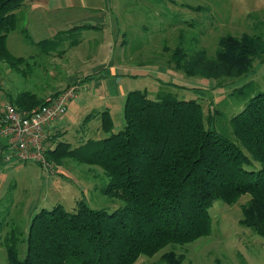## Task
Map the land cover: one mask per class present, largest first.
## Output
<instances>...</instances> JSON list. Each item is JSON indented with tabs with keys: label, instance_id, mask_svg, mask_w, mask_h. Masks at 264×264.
I'll return each mask as SVG.
<instances>
[{
	"label": "trees",
	"instance_id": "trees-1",
	"mask_svg": "<svg viewBox=\"0 0 264 264\" xmlns=\"http://www.w3.org/2000/svg\"><path fill=\"white\" fill-rule=\"evenodd\" d=\"M24 1L0 0V62L20 75L31 67L30 57L12 54L7 36L17 28L16 15ZM94 28L77 25L30 42L43 53L50 54L46 51L50 49L62 56L66 49L61 47L71 35L77 33V39L68 43L74 47L81 42L83 29ZM19 32L24 35L27 30L22 26ZM256 60H264L260 36L227 34L219 37L212 58L202 49L189 55L178 46L169 61L189 76L221 83L224 78L248 75ZM50 98L28 90L7 93L8 101L23 111L47 104ZM123 108L120 129L115 128L108 110L88 115L99 118L102 137L84 144L94 148L89 164L100 168L108 179L103 194L120 199L123 206L111 213L84 203L73 212L61 205L41 209L31 218L25 235L1 219L0 237L8 229L3 239L9 264H135L169 245L184 246L207 237L213 202L231 206L245 195L249 198L240 204L239 223L264 238V91L251 96L229 119L236 142L213 130L217 110L209 107L205 116L197 101L179 99L163 89L154 98L145 91H130ZM49 143L54 148L46 150L47 161L61 164L76 152L55 137ZM19 241L25 243L23 258L18 253ZM162 260L191 264L174 251L164 253Z\"/></svg>",
	"mask_w": 264,
	"mask_h": 264
},
{
	"label": "rangeland",
	"instance_id": "rangeland-1",
	"mask_svg": "<svg viewBox=\"0 0 264 264\" xmlns=\"http://www.w3.org/2000/svg\"><path fill=\"white\" fill-rule=\"evenodd\" d=\"M32 2L40 4L39 9L43 8L40 13L44 15L47 14L46 6L41 8V3L46 2L48 9L58 10V21L80 20L77 25L87 24L90 17L107 15L110 26L105 30L83 29L82 43L78 47L68 46L70 41L77 39V33L71 35L61 47L66 49L63 59L73 58L78 52L86 58L93 57L98 65L107 63L106 69L98 74L104 76L109 74L108 63L111 62L118 68V75H123L121 85L125 92L145 91L149 98H154L163 89L179 99L197 101L205 116L209 107L217 110L219 114L215 116L213 130L234 142L229 119L243 109L251 96L264 91V60H256L248 75L224 78L221 83L213 78L189 76L183 70L174 69L169 61L178 46L185 48L189 55L202 49L212 58L219 37L227 34L258 35L264 40V0H25L16 15L17 28L7 36L8 49L15 56H35L36 45L31 44L30 39L33 42L43 39L30 29L24 34L28 39L19 32L25 27V21L28 22L31 14L28 4ZM55 24L58 25L56 31L63 29L62 23ZM46 51L50 54L43 53L44 57L59 54L50 49ZM121 60L128 62L122 64ZM29 64L32 68L27 67L28 75L22 74L24 77L0 62V118L6 103L2 96L25 90L40 94L45 86L43 83L50 80L53 69L47 63ZM86 71L82 69L80 73ZM84 90L79 89L78 100H74L75 97L68 103L66 113L56 120L67 123L60 141L68 142L71 150L76 149L75 154L61 164L47 161L52 167L47 172L38 164L15 161L0 175V221L6 218L10 226L24 235L31 218L41 209L61 205L73 212L84 203L92 209L111 213L123 206L120 199L103 194L108 179L100 168L88 162L94 148L84 144L88 138L98 139L99 134L92 130L95 125L92 117L85 119L95 114L94 89ZM118 102L117 99L113 106L114 114H120V119L116 118V129L124 124L125 101L122 106V101L120 106ZM87 110L91 112L86 113ZM90 121L91 125H87ZM248 198V195L242 196L231 206L215 200L208 210L211 230L207 237L184 246L169 245L151 258L140 257L135 264H165L162 255L169 251L182 254L185 262L191 264H264V238L239 223L240 204ZM7 231L0 237V264H9L3 239ZM18 253L20 258L24 257V242L19 241Z\"/></svg>",
	"mask_w": 264,
	"mask_h": 264
},
{
	"label": "crops",
	"instance_id": "crops-1",
	"mask_svg": "<svg viewBox=\"0 0 264 264\" xmlns=\"http://www.w3.org/2000/svg\"><path fill=\"white\" fill-rule=\"evenodd\" d=\"M29 4H28V6H29L28 8H29L31 14L28 17V22L25 21V24H26L25 28L30 29L29 31L35 32V36H38V38H43V39L51 38L58 31L70 29L74 26H77V24H79L77 22H81L80 20H78L77 22L68 21V20L58 21L59 17H58V15H56V12L58 10L57 11L52 10L51 7L48 9L49 6L47 5L46 2L41 3L42 4L41 8L43 5L46 6V12H47L46 15L43 14L44 12L40 13L43 9V8L39 9L40 4L33 3V2L30 5ZM34 5H35V7H34ZM106 17H107V15H105V14H100L99 16L90 17L88 19L87 24L97 26V28H99L101 30H105V27L110 26L108 23L109 22L108 18H106ZM55 18H58V19L56 20ZM57 22L62 23L61 26H63V29L56 31L58 29V25L55 23H57ZM30 26H31V28H30ZM53 31H56V32L53 33ZM43 39H41V40H43ZM41 40H38V41L34 40V41L39 42ZM81 43L82 42H80L79 44H81ZM79 44L76 45L75 47H78ZM35 47L37 49L35 56H27V57H30V62L36 66L41 65L43 63H47V65L53 69V70H50L51 76H49L50 80L48 81V83L47 84L43 83L45 86L42 87V91H41L40 95L50 98L51 95L60 92L61 90L66 88V86H68L72 83H79V84H81L80 86H82L81 88H83V90L85 89L84 90L85 92H86V90L90 91L91 89H94V97L97 101V103L95 104V108H94L95 114H97L103 110H108V112H109V114H110V116L114 122V125H115L116 118L120 119V114H118V115L114 114L113 106L116 103L117 99L119 100V102L117 103L118 106H120V101H122L121 102V106H122L123 102L125 101L127 93L130 91L125 92L123 90L122 85H121V83L123 81L122 80L123 75L122 74H121V76L118 75V73H117L118 68H115L113 63H111V62L108 63L109 74L107 76L98 75L100 70L106 69L107 63H102V64L98 65L96 63L95 58H93V57L86 58L85 55L84 56L80 55L81 54L80 52H78L77 55H74L73 58H70L68 60L63 59L66 55V52L64 53L65 55L62 54V56L50 55V56L44 57L42 55L43 51L40 50L37 46H35ZM22 57L27 58L25 56H22ZM35 61H36V63H34ZM127 62H128L127 60H125V61L121 60L122 64L127 63ZM121 66H123V65H121ZM82 69L87 70V71L84 74H82V73H80V71ZM119 70H120V72L124 71L122 67H120ZM130 71H131V69H130ZM131 76H133V75H131ZM3 95H5V94H3ZM2 98L5 100V102H9L7 99V95L2 96ZM74 100H78V97H76ZM67 109H68V107H67ZM88 112L90 113L91 110L86 111V113H88ZM87 116H85V118ZM92 119L93 120H91V121H95V125L92 126L93 127L92 130L96 131V134H99V138H100V137H102V133L100 130L99 118L94 117ZM91 121L89 123H87V125H91ZM66 124H67L66 122L65 123H61L60 121L54 122L49 128L50 138L52 139L55 136H57L55 139L60 140L63 136L61 134H63L66 130ZM59 135H61V136H59ZM51 139H50V141H51ZM88 139H90V138H88ZM54 142H55V140H54ZM49 145H50V148H54L53 144L49 143ZM1 147H2V142L0 141V150H1ZM13 163L9 164V165H4V164L0 163V175H2L3 171H5L7 169L6 168L7 166L10 167L11 165H13ZM1 196H2V193L0 194V197Z\"/></svg>",
	"mask_w": 264,
	"mask_h": 264
},
{
	"label": "built area",
	"instance_id": "built-area-1",
	"mask_svg": "<svg viewBox=\"0 0 264 264\" xmlns=\"http://www.w3.org/2000/svg\"><path fill=\"white\" fill-rule=\"evenodd\" d=\"M81 84L72 83L52 98L47 104L29 111L17 109L6 102L0 118V163H33L47 172L50 167L45 152L49 148L50 126L61 118L67 105L77 95Z\"/></svg>",
	"mask_w": 264,
	"mask_h": 264
}]
</instances>
